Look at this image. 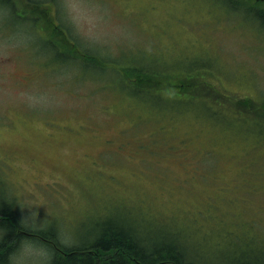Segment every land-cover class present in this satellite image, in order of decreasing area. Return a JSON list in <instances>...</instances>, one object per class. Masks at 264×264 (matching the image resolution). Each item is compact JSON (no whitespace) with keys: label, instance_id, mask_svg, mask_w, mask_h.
<instances>
[{"label":"rangeland","instance_id":"obj_1","mask_svg":"<svg viewBox=\"0 0 264 264\" xmlns=\"http://www.w3.org/2000/svg\"><path fill=\"white\" fill-rule=\"evenodd\" d=\"M239 1L264 12V0ZM28 3L45 55L21 53L16 82L70 62L83 87L73 107L0 108V197L5 186L14 193L17 216L35 208L39 221L47 208L50 229L70 230L69 246L126 218L197 245L205 262L262 252L264 26L255 16L233 0H108L135 40L100 53L61 23L55 0ZM183 81L189 91L176 87Z\"/></svg>","mask_w":264,"mask_h":264},{"label":"clouds","instance_id":"obj_2","mask_svg":"<svg viewBox=\"0 0 264 264\" xmlns=\"http://www.w3.org/2000/svg\"><path fill=\"white\" fill-rule=\"evenodd\" d=\"M55 8L61 23L89 50L104 53L135 40L131 28L114 17L108 0H55ZM30 16L28 0H0V108L20 106L29 112L44 113L73 107L83 86L78 79L79 69L70 62L57 64L46 77H34L27 85H19L14 78L21 53L33 60L45 55ZM0 198L9 203L17 200L7 186ZM24 204L45 206L38 202ZM46 211L47 216L39 221L35 208L19 216L21 228L32 235L15 239L6 256L0 251V264H53L54 249L41 238L52 226L51 214ZM4 235L5 229L0 227V243ZM56 239L65 246L74 243L65 226H56Z\"/></svg>","mask_w":264,"mask_h":264},{"label":"trees","instance_id":"obj_3","mask_svg":"<svg viewBox=\"0 0 264 264\" xmlns=\"http://www.w3.org/2000/svg\"><path fill=\"white\" fill-rule=\"evenodd\" d=\"M233 3L235 4L233 6L245 7L239 0H233ZM246 9L264 26V12L259 13L252 8ZM77 54L75 56L80 57L79 52ZM139 70L142 71V69ZM128 75L132 76L130 73ZM186 84L183 81L185 87H179L178 90L189 91L190 87H186ZM246 101L248 99H245L244 103ZM12 204L13 202H8L6 209H0V227L5 229L3 242L0 243V251H3L4 256L7 255V251L10 250L15 239L32 235L19 225V217ZM148 212L147 214H152L150 211ZM41 238H45L54 249L53 264H214L203 260L197 245L183 244V241L178 242L177 237L167 240L164 234L142 232L138 226L126 218L108 221L102 226L101 233L94 241L82 245H61L56 239L55 229H50ZM2 258L0 257V259ZM222 259L224 261L221 264H263L264 250L256 254L246 250L237 253L232 259L228 257ZM227 260L230 261L225 262Z\"/></svg>","mask_w":264,"mask_h":264},{"label":"flooded vegetation","instance_id":"obj_4","mask_svg":"<svg viewBox=\"0 0 264 264\" xmlns=\"http://www.w3.org/2000/svg\"><path fill=\"white\" fill-rule=\"evenodd\" d=\"M176 87H183L182 85H180V86H176ZM186 87H189V86H186Z\"/></svg>","mask_w":264,"mask_h":264}]
</instances>
